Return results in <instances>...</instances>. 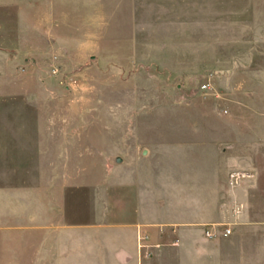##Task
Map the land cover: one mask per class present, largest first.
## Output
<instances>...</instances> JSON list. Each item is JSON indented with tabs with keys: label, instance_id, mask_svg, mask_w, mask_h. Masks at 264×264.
<instances>
[{
	"label": "rangeland",
	"instance_id": "1",
	"mask_svg": "<svg viewBox=\"0 0 264 264\" xmlns=\"http://www.w3.org/2000/svg\"><path fill=\"white\" fill-rule=\"evenodd\" d=\"M255 69L264 72V0H0V128L77 125L87 152L83 132L94 127L89 151L112 166L125 154L115 130L137 127L134 142L154 139L153 125H198L213 105L204 94ZM10 135L0 133L1 241L42 219V192L56 185L41 179L34 143L19 148ZM95 168L103 177L104 165Z\"/></svg>",
	"mask_w": 264,
	"mask_h": 264
},
{
	"label": "crops",
	"instance_id": "2",
	"mask_svg": "<svg viewBox=\"0 0 264 264\" xmlns=\"http://www.w3.org/2000/svg\"><path fill=\"white\" fill-rule=\"evenodd\" d=\"M225 84L204 94L213 105L200 108L198 125H153L145 129L154 139L134 142L128 134L137 127L115 130L125 151L116 166L90 153L94 127L83 132L87 152L77 125L1 127L19 148L34 143L41 179L56 185L42 192L39 222L0 240V264H161L164 244L166 264H264V218L257 216L264 213V72L237 73ZM178 132L185 139L170 135ZM234 172L249 175L235 182Z\"/></svg>",
	"mask_w": 264,
	"mask_h": 264
},
{
	"label": "built area",
	"instance_id": "3",
	"mask_svg": "<svg viewBox=\"0 0 264 264\" xmlns=\"http://www.w3.org/2000/svg\"><path fill=\"white\" fill-rule=\"evenodd\" d=\"M210 78H211V77H208V80H207V81H204V82L202 83V88H203V89H207V90H209V89H212V88H213L212 83H211V80H209ZM248 175H249V174L246 173V172H234V173H232V177H233V179L235 180V182H238L239 179H241V178H243V177H245V176H248ZM231 232H232V229H231L230 227H226V228L224 229V234H225V235H228V234H230ZM206 233H207L208 235H212V234H213V232H212L209 228H207ZM143 247H147V245H146V244H140V248H143Z\"/></svg>",
	"mask_w": 264,
	"mask_h": 264
}]
</instances>
